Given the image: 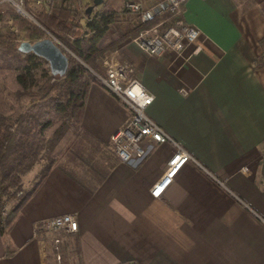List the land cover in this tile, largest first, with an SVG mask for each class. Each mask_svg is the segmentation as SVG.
Listing matches in <instances>:
<instances>
[{
    "label": "crops",
    "instance_id": "obj_1",
    "mask_svg": "<svg viewBox=\"0 0 264 264\" xmlns=\"http://www.w3.org/2000/svg\"><path fill=\"white\" fill-rule=\"evenodd\" d=\"M242 5L184 1V20L199 29L197 53L189 45L149 55L131 38L116 48L153 95L147 114L193 159L152 195L174 146L152 143L141 159L120 161L109 135L130 110L92 82L81 119L89 136L47 171L0 232V264H59L51 232L34 231L62 213L74 214L78 228L70 233L76 252L66 248L61 264H264V65L256 66L264 18L257 3ZM127 15L114 21L131 29Z\"/></svg>",
    "mask_w": 264,
    "mask_h": 264
},
{
    "label": "trees",
    "instance_id": "obj_2",
    "mask_svg": "<svg viewBox=\"0 0 264 264\" xmlns=\"http://www.w3.org/2000/svg\"><path fill=\"white\" fill-rule=\"evenodd\" d=\"M236 1L244 3L242 10L253 2ZM121 3L123 0H102L93 7L95 17L91 20L82 18L85 10L75 15L66 8L59 15L35 10V18L73 53H66L68 65L62 75L52 74L44 58L18 50V35L0 28V232L47 171L59 165L69 152H77L89 136L81 119L89 85L100 83L95 74L99 59L147 24H136L130 32L103 40ZM257 6L264 18V0H259ZM21 29L22 37L42 36L41 29L29 20H21ZM81 29L83 35L78 32ZM258 43L261 53L256 66L260 67L264 65V36ZM32 171L31 183L26 187L24 176ZM50 232L55 251L53 239H60L57 250L61 264L68 252H76V240L71 232ZM64 238L66 242L60 243Z\"/></svg>",
    "mask_w": 264,
    "mask_h": 264
},
{
    "label": "built area",
    "instance_id": "obj_3",
    "mask_svg": "<svg viewBox=\"0 0 264 264\" xmlns=\"http://www.w3.org/2000/svg\"><path fill=\"white\" fill-rule=\"evenodd\" d=\"M73 0H0V10L4 6L12 8L14 14L31 21L41 29L42 36L34 39L19 37L21 29L11 19L7 21V28L18 35V43L22 40L33 42L42 38L51 39L65 54L73 53L35 18V10L49 13L57 7L70 8ZM185 0H156L150 5H143L139 1L125 0L124 10L134 15L138 24L153 22L150 26L141 28L131 39L146 54L157 55L168 49L180 52L185 46H192L191 53H197L201 47L196 43L199 29L188 24L183 18V3ZM87 6V5H86ZM86 6H83L84 11ZM2 16V15H0ZM95 11L84 14L83 18L91 20ZM116 51L109 53L102 63L100 72H96L101 85L108 90L117 100L126 105L130 114L127 121L115 128L109 135L110 144L120 161L130 162L133 158L141 159L152 143L170 142L174 151L168 159L166 168L160 178L151 188V194L158 196L163 188L170 182L180 166L192 156L156 121L146 112V108L153 101V95L132 74L130 65L117 59ZM147 138L150 145H143L141 140ZM242 172H247L243 167ZM4 205V212H5ZM78 228L77 219L72 213H62L36 222L34 235L38 236L39 230L52 232H75ZM58 237L53 239L56 258L59 259L57 243ZM45 244V243H44ZM41 245L44 250L46 244ZM120 264H135L133 261H124Z\"/></svg>",
    "mask_w": 264,
    "mask_h": 264
},
{
    "label": "rangeland",
    "instance_id": "obj_4",
    "mask_svg": "<svg viewBox=\"0 0 264 264\" xmlns=\"http://www.w3.org/2000/svg\"><path fill=\"white\" fill-rule=\"evenodd\" d=\"M124 1L125 0H123V3H121L120 4V6H118L117 7V9H116V11H115V18H117L118 19V21L120 20V19H122L125 15H127V16H129L128 18H130L131 20H133L132 21V28L130 29V27L128 26V25H130L129 23H126V22H124V21H122V22H116V21H114L110 26H109V30L107 31V33H105V34H107V35H105L104 36V38H103V40H107V39H110V38H116V37H118V36H116V34H118V30L119 31H121V32H123V31H125L126 29L128 30V27H129V29H130V31L134 28V24L136 25V24H138L137 23V20L135 19V17H134V15H132V14H129V13H127L125 10H124V8H123V5H124ZM134 1H139L140 3H142L143 5H150V4H152V3H154V1L155 0H134ZM253 2H252V4H254V3H258V1L259 0H252ZM92 3V0H73L72 1V4L70 5V8H68V7H65V6H63V7H61V8H55L54 9V11H51V12H49L51 15H59V12H60V10L62 9V8H66V10H68L69 11V14L70 15H75V14H77V13H81L83 10H82V8H83V6H86V5H89V4H91ZM242 3V2H241ZM243 5H244V3H242ZM251 4V5H252ZM99 6V5H98ZM97 6V7H98ZM96 7V6H95ZM0 15H2V16H0V28H6V29H8L7 28V21H8V19H11L13 22H15L19 27H20V29H21V20H22V18L20 17H18V16H16L15 14H14V12H13V10H12V8L11 7H9V6H4L1 10H0ZM83 18V17H82ZM129 20V19H128ZM128 22V21H127ZM153 22H151V23H147L146 24V27L147 26H150L151 24H152ZM44 26V25H43ZM120 28H121V30H120ZM9 30V29H8ZM82 29L81 30H79L78 32L80 33V35H83V33H82ZM130 31H127V32H130ZM120 33V32H119ZM124 33H126V32H124ZM124 33H122V34H124ZM122 34H120V35H122ZM19 35V34H18ZM119 35V36H120ZM23 36V30L21 29V32H20V35H19V37H22ZM58 38V37H57ZM127 38H129V37H126V38H124L123 40H125V39H127ZM131 38V37H130ZM132 39V38H131ZM60 40V39H59ZM122 40V41H123ZM114 51H116V49L115 50H112V51H108V52H106L105 53V55L102 57V58H100L99 59V61H98V66H97V72H100L101 71V69H102V63H103V59L109 54V53H111V52H114ZM99 84H101V83H99ZM103 87V86H102ZM30 174V173H29ZM27 176H29V175H27ZM25 177L24 178V183H26L25 181H26V178H28V177ZM23 183V184H24ZM25 185V184H24ZM8 207H9V204H7L6 205V207H5V211H7L8 210Z\"/></svg>",
    "mask_w": 264,
    "mask_h": 264
},
{
    "label": "water",
    "instance_id": "obj_5",
    "mask_svg": "<svg viewBox=\"0 0 264 264\" xmlns=\"http://www.w3.org/2000/svg\"><path fill=\"white\" fill-rule=\"evenodd\" d=\"M101 2L102 0H92V3L86 6L85 13L90 14L93 7L98 6ZM17 49L22 52H33L44 58L48 62L52 74L62 75L67 69V55L49 38L33 42L22 40L18 43Z\"/></svg>",
    "mask_w": 264,
    "mask_h": 264
}]
</instances>
